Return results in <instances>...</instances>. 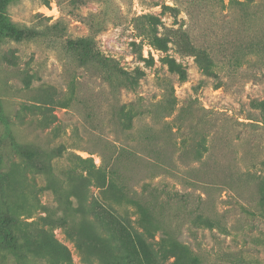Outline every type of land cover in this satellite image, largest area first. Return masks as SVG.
Returning a JSON list of instances; mask_svg holds the SVG:
<instances>
[{"label":"rangeland","instance_id":"374dc122","mask_svg":"<svg viewBox=\"0 0 264 264\" xmlns=\"http://www.w3.org/2000/svg\"><path fill=\"white\" fill-rule=\"evenodd\" d=\"M5 13L38 31L0 42V209L15 215V232L64 245L67 264H121L75 247L64 224L73 227V217L37 170L49 164L83 203L75 223L95 225L107 201L93 180L73 183V172L86 174L78 156L115 167L127 196L148 204L158 226L152 236L134 205L108 207L119 236L142 241L154 264L172 261L158 248L164 227L196 264H264V0H14ZM142 15L158 19L165 51L143 34ZM78 37L121 69L142 71L136 88L114 91L100 69L80 65L66 46ZM196 50L209 56L212 74ZM17 146L41 156L26 161ZM45 254L32 255L34 264L63 256L58 247ZM0 264H14L3 246Z\"/></svg>","mask_w":264,"mask_h":264},{"label":"trees","instance_id":"16d2710c","mask_svg":"<svg viewBox=\"0 0 264 264\" xmlns=\"http://www.w3.org/2000/svg\"><path fill=\"white\" fill-rule=\"evenodd\" d=\"M14 0H0V42L3 38L8 37L14 41H21L24 39H32L37 36L38 31L35 29L20 26L8 20L5 13V5ZM140 18L146 19L147 27L143 32L149 40L150 44L161 51L167 48L168 39L165 35L158 33L154 24H158V19L152 16L142 15ZM154 23V24H153ZM66 46L77 53L80 65H94L106 74V80L110 87L115 91L119 87H125L130 90L136 88L139 79L143 76L142 71H135L134 73L125 71L113 63L112 59L102 56L94 49V43L91 38L78 37L68 39ZM196 58L201 69L206 74H212L210 58L205 51L196 50ZM168 69L179 74L181 79H185V70L174 59H165ZM18 155L26 161H35L41 156V152L31 148L30 146H17ZM59 151L56 152L58 154ZM78 160L85 164L86 174H76L73 172V183L77 178H82L84 183L93 180L95 185L103 188V197L107 208L101 209L98 205V213L101 220L96 221L93 225L92 221L80 220L75 223V212L83 206V203H78V195L73 189V193H65L61 182L57 181L51 166L46 162L42 163V167L37 170L41 171L49 177V181L45 188H49L57 199L58 204L63 206L67 217H73V227L68 220H64L68 228V235L73 240L75 247L86 254L104 258L106 260L116 257L121 264H154L149 257L148 250L145 244L138 240L135 242L132 239L125 240L124 236L118 234V225L115 219L116 215L109 209L108 204L126 202L136 207L139 212V225L150 236L158 228L154 223L152 214L148 204L140 199H134L124 192L123 185L118 181L115 167L105 168L102 166L88 165L86 159L78 157ZM120 182V183H119ZM73 196L76 201L70 199ZM76 203V204H75ZM117 218V217H116ZM15 215L8 210L0 209V246L7 249L12 256L14 264H34L32 255L45 254V252H52L56 247L60 249L62 258L57 261L60 264H67V248L59 244L54 239L42 238L37 234L23 232L18 234L14 230L16 224ZM72 221V219H71ZM73 229V232L71 230ZM121 228V227H120ZM97 229V230H95ZM163 235L158 241V248L160 254L164 258H172L170 264H196L197 259L190 253L187 246L181 244L171 237L170 232L165 229L162 230ZM58 245V246H57ZM46 255V254H45ZM70 262V261H69Z\"/></svg>","mask_w":264,"mask_h":264}]
</instances>
